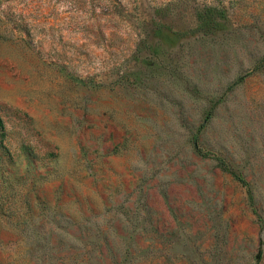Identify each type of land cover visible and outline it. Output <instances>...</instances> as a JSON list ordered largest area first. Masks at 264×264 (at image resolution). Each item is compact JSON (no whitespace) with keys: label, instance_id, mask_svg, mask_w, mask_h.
Segmentation results:
<instances>
[{"label":"rangeland","instance_id":"obj_1","mask_svg":"<svg viewBox=\"0 0 264 264\" xmlns=\"http://www.w3.org/2000/svg\"><path fill=\"white\" fill-rule=\"evenodd\" d=\"M0 264H264V0H0Z\"/></svg>","mask_w":264,"mask_h":264},{"label":"trees","instance_id":"obj_2","mask_svg":"<svg viewBox=\"0 0 264 264\" xmlns=\"http://www.w3.org/2000/svg\"><path fill=\"white\" fill-rule=\"evenodd\" d=\"M3 128H4V126H3V124H2V122L0 120V130H2Z\"/></svg>","mask_w":264,"mask_h":264}]
</instances>
